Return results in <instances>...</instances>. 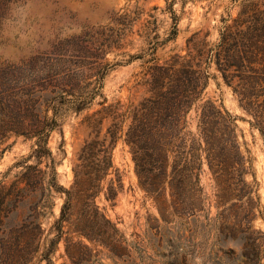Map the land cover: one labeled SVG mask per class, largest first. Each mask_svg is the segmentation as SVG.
Returning <instances> with one entry per match:
<instances>
[{
	"label": "rangeland",
	"instance_id": "rangeland-1",
	"mask_svg": "<svg viewBox=\"0 0 264 264\" xmlns=\"http://www.w3.org/2000/svg\"><path fill=\"white\" fill-rule=\"evenodd\" d=\"M250 4L264 9V0H0V87H16L23 92L32 85L47 84L49 78L45 77L49 75L55 83L65 72H77L80 66L107 64L102 88L106 104H137L144 96L140 83L148 66L164 64L174 55H190L198 61L218 42L223 26L237 17L243 5ZM93 41L109 46L103 59L95 57ZM206 73L207 84L199 104L210 101L233 118L236 142L248 169L245 181L253 187L258 203L252 226L264 238L262 139L213 64ZM100 101L98 98L79 114H66L49 136L47 146L55 162L56 181L64 189L73 182L76 153L90 133L85 120L100 109ZM194 117L191 111L188 130L193 132ZM107 126L106 121L102 133ZM123 138L124 132L111 152L112 173L95 198V205L121 237L123 250L112 251L74 233L57 239L55 222L65 196L51 190L44 207L37 209L41 213L37 219L42 232L40 253L55 241L49 255L51 264H264V240L258 256L250 247L243 252L242 246L231 240L216 243L214 226L202 233L200 228L178 222L170 208L164 214L165 222L153 198L139 186ZM32 145L31 140L13 136L0 145V152L7 147L0 153V185L7 188L15 180L22 169L15 164L31 153ZM28 164H35V160ZM39 168L45 169L44 163ZM116 177L121 189L113 201H108L104 195L107 182ZM199 187L201 216L213 221L223 207L216 208L217 187L206 165L199 173ZM30 206L22 205L18 210L9 207L0 234V264H16L9 243L13 232L22 233L30 227ZM62 231L65 233L67 227ZM67 238L72 246L81 243L87 250L74 246L69 257ZM38 259L32 264H46Z\"/></svg>",
	"mask_w": 264,
	"mask_h": 264
},
{
	"label": "trees",
	"instance_id": "trees-1",
	"mask_svg": "<svg viewBox=\"0 0 264 264\" xmlns=\"http://www.w3.org/2000/svg\"><path fill=\"white\" fill-rule=\"evenodd\" d=\"M92 47L95 57L101 59L109 49L95 41ZM204 55L196 62L190 55H174L164 64H151L140 83L144 96L126 107L118 102L106 104L102 96L107 64L80 66L77 72H65L55 83L49 75L45 77L49 78L47 84L32 85L23 92L0 87V145L12 136L33 141L31 153L15 164L22 168L15 180L7 188L0 185V234L9 207L18 210L31 204L30 227L22 233L13 232L9 243L16 264H32L38 258L51 264L49 255L55 241L40 253L42 232L37 220L41 215L37 209L44 207L51 190L65 196L55 222L57 239L74 233L112 251L123 250L116 228L95 205L112 173L111 152L123 132L138 184L153 198L165 222L164 214L170 208L178 222L200 228L202 233L214 226L216 243L231 240L241 245L243 252L250 247L259 256L264 238L252 226L258 203L253 187L245 181L248 169L236 142L233 118L210 101L199 102L207 84L206 69L213 64L250 117V126L258 131L264 147V9L257 4L243 5ZM77 77L80 80H74ZM98 98L100 109L85 120L90 133L76 153L73 182L64 189L56 181L55 162L47 146L49 136L66 114H79ZM191 111L195 114L194 132L188 130ZM106 121L108 126L102 133ZM31 159L35 164H28ZM42 163L45 169L39 168ZM203 165L216 183V208L223 207L213 221L201 216L199 173ZM119 189V177L109 179L105 198L113 201ZM66 240L69 257L74 246L87 250L81 243L72 246Z\"/></svg>",
	"mask_w": 264,
	"mask_h": 264
}]
</instances>
